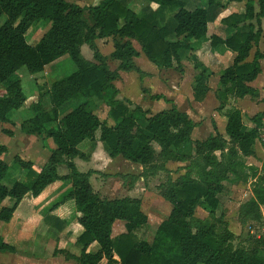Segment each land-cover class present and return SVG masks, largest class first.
<instances>
[{
	"label": "trees",
	"instance_id": "obj_1",
	"mask_svg": "<svg viewBox=\"0 0 264 264\" xmlns=\"http://www.w3.org/2000/svg\"><path fill=\"white\" fill-rule=\"evenodd\" d=\"M148 1L175 8V11L169 19L156 23L138 16L120 0H100L88 5L67 0H0V16L6 15L0 25V83L22 67L32 74L41 72L47 64L65 54L76 67L49 86H39L36 99L32 98L27 107L33 115L18 125L20 132L40 137L43 145L46 139L53 141L45 163L35 169L32 161L14 156L15 164L25 170L24 179L14 180L7 186L2 183L9 169L2 157L7 147L0 144V220L9 221L24 197H37L56 181H70L61 199L50 204L43 216L44 221L60 230L72 217L82 227L74 241L79 245L78 253L63 249L65 259H74L77 264H264V241L249 232L241 238L228 228L223 214L216 215L226 181L247 182L254 178L252 195L239 205L237 218L243 225L262 223L264 158L257 168L247 165L245 157L255 154L254 145L264 113L251 117L255 125L243 129L241 111L234 106L226 107V100L229 96L257 95V90L248 82L260 72L259 58L263 54L256 49L251 61L247 62L246 58L262 32L264 0H246L243 13H232L221 20L235 29L232 35L210 37L212 46L222 44L234 56L218 78L217 109L223 111L227 120L225 136L216 132L203 140L191 139L195 122L162 94L150 97L164 98L170 105L148 114L149 111L139 105L119 97L113 81L120 71L134 70L144 75L133 60L138 51L132 40L157 67L181 72L183 54L191 50L194 40L206 38L207 23L215 18L217 10L230 1L241 0H207L205 8L193 9H187L182 0ZM39 20L49 21L50 27L37 43L29 44L27 30ZM241 23L247 25V30L238 28ZM170 35L174 39H170ZM109 40L113 49L105 55L96 41ZM83 45L91 50V59L83 56ZM110 60L116 62L114 68L110 67ZM195 69L193 96L201 100L209 90L210 73ZM29 97L19 79L9 81L5 93L0 95V122L14 124V111ZM45 97L49 100L48 106ZM77 97L84 101L60 116L59 107ZM93 97H99L107 106L104 119L95 113ZM213 126L216 130L214 123ZM1 130L13 135L10 129ZM85 139L101 141L109 157L120 155L140 164V174L129 175L131 184L139 176L146 183L160 172L167 173L157 188L159 195L171 204V209L150 240L139 239L136 234L148 223L140 197L101 196L90 182L93 171L77 169L73 159L87 158L78 148ZM185 147H188L186 151ZM168 161L186 162L185 171L173 179L166 168ZM61 164L67 169L64 174L57 171ZM6 199L12 200L9 205L3 204ZM69 200L74 204L73 216L59 218L49 213ZM197 207L206 210L209 216L197 217ZM116 220L123 221L124 231L112 236ZM15 251V246L0 235V252Z\"/></svg>",
	"mask_w": 264,
	"mask_h": 264
},
{
	"label": "crops",
	"instance_id": "obj_2",
	"mask_svg": "<svg viewBox=\"0 0 264 264\" xmlns=\"http://www.w3.org/2000/svg\"><path fill=\"white\" fill-rule=\"evenodd\" d=\"M120 1L123 4H125V2L131 3L130 8L133 11H135L138 16L148 18L150 21L156 23H162L165 19H169L166 18V16H169L173 13V11L170 10L168 12L166 7L158 6L157 4L149 2L148 0H127V1L120 0ZM182 1L185 3V6L188 9H193L195 7L205 8L207 6V0H182ZM245 2L246 0L230 1L226 3L223 8L217 10L215 18L207 23L206 38L204 40H194L191 43V50L183 54L184 55L182 59L183 70L181 72L173 68H159L154 63L152 64L151 61L148 60V58L142 52L139 44L135 40H132L131 42L133 46L138 51V55L135 56L133 60L137 65V67L144 72V75L140 76L138 72L134 70L120 71L119 77L113 81L115 87L119 91V97L128 99L130 102L139 105L143 110L149 111L148 114H153L162 110L159 108H162L164 104L160 102L159 104H157L156 109H151L149 103H153V100H163L164 102L166 101L164 100V98L153 99L150 97V95L162 94L165 98H167L169 101L174 103L178 109L185 111L189 115V117L195 122L196 125L192 129L191 139L203 140L211 134L212 135L216 134V132L225 136V125L227 120L225 115H223V111L217 109V107L219 106V99L217 98V89L219 88L218 78L220 73L223 71V69H225L227 66H229L232 63L234 54L229 48L225 47L222 44H219L217 46H212L210 44V37L213 34L219 36L220 38H226L232 35L235 29L229 26L228 23H224L221 20L223 18H226L232 13H243L245 9ZM261 26H262V32L258 39V42L256 45H253V47L249 52L248 57L246 58L247 62L251 61L253 59L256 49L261 54H263V57L259 58L260 72L258 73L255 79L248 82L249 86L257 90V95L254 96V95L246 94L243 97H236V98L229 96L226 100V107L234 106L241 111L243 116V129H249L255 125V123L251 121V117L259 113H264V18L261 19ZM238 28L240 30H247V25L245 23H241ZM170 39H172V37ZM108 44L111 45L110 51H112L113 49L112 41L110 40ZM186 56H188V58ZM142 64L147 66V68L149 69L148 70L145 69V67ZM196 67L205 69L207 73H210L209 82H208L209 90L205 94L204 98L201 100H196L194 99L193 96V83H194V75L196 72L195 69ZM152 79L153 81H156V83L168 87L167 88L168 93L165 94L163 92H153L151 87L148 85V80H152ZM150 82L153 83L152 81ZM145 90L149 91V93L143 92ZM145 95L147 96V98H145ZM166 103L170 105V102L169 103L166 102ZM245 120H249L250 125L245 127L246 125ZM263 120L264 117L261 118L260 121L262 122ZM213 123L216 127V130L214 129ZM25 135L28 136L27 134ZM29 136H36V135H29ZM88 145L92 146V149L91 152L87 154V158H88L87 162L92 163L93 166H96V167L93 166L89 167L88 169L93 171L92 174L90 175L91 177L90 182L93 188H95L94 181L96 180V178L102 174L107 173L103 171L102 165L107 161H109L108 158L109 155L107 154V152H105V148L101 145V143L98 140L95 141L93 140V142H89ZM40 147L41 148L38 149L39 157L36 161L27 158L30 161H32L33 167L35 169H39L45 163V161L47 160L50 154L49 149L47 151L43 150V148H45L43 144L40 145ZM189 148L191 149L192 147ZM186 149H188V147ZM191 151H193V149H191ZM254 151L256 156L260 158V165L257 166L252 162L246 161V158L250 156L254 157L255 154L246 156L245 162L249 166L253 165L256 166L257 168H260L261 160L264 158V156L262 155L261 152V142L259 136L255 142ZM185 165L186 162L168 161L166 163V168L169 170L170 176L172 175L173 179H175L178 175L182 174L185 171V169L182 168ZM178 167L182 168L181 170L182 172L180 171V174L177 172ZM141 171H142V166L140 164H137L134 172L114 173L115 175L120 176L119 183L121 184V186L120 184H118L116 189L119 187L122 189L124 187L123 178L125 177H122V175L129 173L134 175H139ZM107 174L109 175L111 173H107ZM143 181H144L143 177L139 176L134 181V183L131 184L130 186L131 191L137 190L139 188L140 182ZM234 181L242 183V181H238V180H232L230 182H234ZM104 182L105 180L102 179L99 182V184L102 185L101 187L107 191H111L109 186L104 185L105 184ZM252 182H254V178H249L248 181L245 182V184H247L248 190H246L244 194L249 193L252 195V191L249 188L250 184L252 187ZM58 185L60 184H52L47 191H44L39 196L29 197L28 200H26V207H27L26 211L19 209L20 203L22 202L21 200L18 207L14 211L12 218L9 221L5 222V225L7 227L5 226L6 228L2 230L0 229V235L6 241H8L9 243L15 246L16 251L13 253H21L24 254L25 256L26 255L31 256L33 255L32 253L35 251L34 246L35 244H37V242L38 244H40L42 243V241L44 240L46 241V239H49V237H46L40 241L37 236V229L40 227V225H42L39 222L41 219L43 220V216L46 214L47 208L50 206V204H52V201L58 195V194H50ZM100 193L101 195L106 196L108 198H113L112 196L105 194V192H100ZM123 196L139 197L138 195L131 193ZM7 201L8 200L6 199L3 202V204H5ZM64 204H67V206L64 207L66 209H63L61 207ZM73 211H74L73 201L72 202L67 201V203H61L58 207L49 211V213L58 216L59 218H67V215H69ZM195 211H197V208ZM71 224L74 226L75 234L73 235V237L68 239L71 243H74L76 236L82 230V227L75 221V219L70 221V223L63 229L64 231L62 235L63 239L60 238V240H64V238L66 239L69 233L68 231H71L70 230L72 228ZM49 227L50 225L45 224L46 229H49ZM123 229H124L123 223L116 221L112 226V236L117 235L120 232H123L124 231ZM50 239L52 240V243L54 245L58 244V242L60 241V240L58 241L56 237H54L53 239L50 237ZM60 248L64 249V247H60ZM63 259L65 260L64 262H66L64 264H69L68 263L69 261H71L73 264H77L74 259H65L64 257ZM0 264H6V263L0 261ZM17 264H45V263H43L42 260L40 259H33V260L20 259L17 262Z\"/></svg>",
	"mask_w": 264,
	"mask_h": 264
},
{
	"label": "rangeland",
	"instance_id": "obj_3",
	"mask_svg": "<svg viewBox=\"0 0 264 264\" xmlns=\"http://www.w3.org/2000/svg\"><path fill=\"white\" fill-rule=\"evenodd\" d=\"M69 2H73V3H77L79 5H88V4H96L98 3L100 0H67ZM127 1V0H126ZM136 3V2H135ZM126 5H128L129 7H131V3L129 2H125ZM186 7V6H185ZM187 8V7H186ZM188 9V8H187ZM167 10L169 12L170 11H175V8H169L167 7ZM172 15V14H171ZM171 15L166 16V18H170ZM6 20V15L3 14L0 16V25ZM50 27V22L49 21H44V20H39L37 22H34L29 29L27 30L26 33V39L27 42L29 44H35L39 41V39L42 37V35L49 29ZM173 38V35H170L169 38ZM110 41V40H109ZM108 42H102V41H96L99 50L105 54L108 55L111 51V45L108 44ZM136 43V42H135ZM113 47V46H112ZM82 54L85 58L87 59H91L92 58V52L89 49V47L87 45H83L82 46ZM152 63V62H151ZM110 67L114 68L116 66V62L114 61H109ZM153 64V63H152ZM143 65V64H142ZM145 67V69H149L147 68V66L143 65ZM75 65L72 62V60L70 59V57L65 54L59 58H57L56 60H54L53 62L47 64L44 69L41 72L38 73H29L24 67L20 68L18 71H16L11 77H9L7 80H5L4 82L0 83V95L5 93V86L6 84L13 80V79H19L22 85V89L24 91V93L27 96H30L29 98H27V100L25 101V104L20 107L18 110L14 111L13 115H12V120L14 121V124H10V123H1L0 122V144H3L7 147V152L2 156L3 159L9 164V169L8 172L6 174V176L3 178L2 183L10 186L12 184V182L14 180H23L24 179V174H25V170H21L13 161L14 156L19 155L21 158H29L31 160L36 161L39 157L38 152L41 147L40 145L43 144V141L41 140L40 137L38 136H26L24 133L20 132L18 129V125L19 123L23 120L26 119L30 116L33 115V113L27 108L28 104L31 102L32 98L36 99V93H38V87L39 86H43L46 85L49 86L51 82L63 78L65 76H67L68 74H70L72 71L75 70ZM150 81H152L153 83H151ZM148 85L151 87V89L153 90V92H163L165 94L168 93L167 88L161 84L156 83V81L152 80H148ZM167 91V92H166ZM143 92L149 93V91L145 90ZM119 96V94H118ZM145 98H147V96L145 95ZM95 104L94 105V111L95 113L99 116L100 119H104L106 117V112H107V106L104 105V103L102 102V100L99 97H93ZM151 99V98H150ZM84 101V98L82 97H77L74 99H71L69 101H67L65 104H63L61 107H59V115L62 116L63 114H65L66 112H68L69 110H71L73 107H75L76 105H78L80 102ZM160 102H162L164 105L162 108L159 109H163L169 106V104H167L166 102H164L163 100H153V103H149L151 106V109H156L157 104H159ZM45 105L48 106L49 105V100L47 97H45ZM134 104V103H133ZM148 104V105H149ZM158 111V110H156ZM144 118H142V124ZM109 122H111V120H109ZM245 127L250 125L249 120H245ZM2 128H7L12 130L13 135L9 136L7 134H5L1 129ZM24 134V135H22ZM96 134H99V131H96ZM99 141V140H98ZM89 142H93V140H89V139H85L82 142H80L78 144V148L82 151H84L86 154L91 152L92 146H89L88 143ZM101 143V145L105 148V145L99 141ZM44 145L45 148H43V150L47 151L54 146V143L51 139H46L44 140ZM43 145V146H44ZM256 147V146H255ZM90 148V149H89ZM187 148V147H185ZM184 149V151H186L187 149ZM106 152V149H105ZM104 156V155H103ZM109 158V161H107L106 163H104L102 165L103 171L107 172V173H111V174H102L100 176H98L96 178V180L94 181V190L96 192H98V194L101 195L100 192H105V194H108L109 196L112 197H119V196H123V195H128V194H135L138 195L141 198V207L142 210L147 214L148 216V223L146 225H144L142 228L138 229V231L136 232L137 234V238L139 239H147L150 240L151 237L154 234V231L157 227V225L159 224V222L164 219L170 209H171V204L167 201H165L158 192V188H157V184L163 180H165L167 173L165 172H160L157 175L148 178V180L146 181V183L140 182L139 188L137 190H132L131 191V178L129 177V173L127 177L123 178L124 182H123V188L121 189L120 187L116 189V187L118 186V184H120V176L115 175L114 173L116 172H121V173H128V172H134L137 163L131 162L125 158H123L122 156H116L113 158ZM27 159V160H29ZM258 161H257V160ZM74 162L76 164V167L79 171H83L85 172L86 170L89 169V167H92L93 164L87 162V159H82L79 157H75ZM247 162H252L254 164H256L257 166L260 165V158L256 156H250L248 158H246ZM96 167V166H93ZM183 168V167H182ZM181 167L177 168V172L180 174V171L182 170ZM57 171L59 174H64L67 172V169L65 167V165L61 164L58 166ZM182 172V171H181ZM92 174V173H91ZM171 177L173 178V176L171 175ZM102 180H105V184L109 186V188L111 189V191H107L104 188H102L101 184H99V182ZM91 180V177H90ZM156 183V184H155ZM53 184H60L57 187H55V189L52 191V193L50 194H58L56 196V198L52 201V204L56 201H59L61 199V196L63 195V191L68 188L70 186V181H56ZM121 186V184H120ZM50 188V186L46 187V190ZM115 188V189H114ZM247 184H245V182L239 183V182H225V188L223 190V192L220 194V205L216 210V215L219 214H223L224 216V220H226V222L228 223V228L234 233L239 235L241 238H244L247 236L248 232L251 234H254L255 236L258 234V225L257 222H249V224H240V222L238 221L237 218V207H239V205L246 200V198H248L251 194H244V192L247 189ZM249 188L251 190V184L249 185ZM103 196V195H101ZM106 197V196H105ZM8 201L5 204H10L11 203V199H7ZM26 200H28V196L24 197L22 202L20 203L19 209L20 210H27L26 207ZM72 202V200H69ZM64 203H67L64 202ZM67 204H64L63 206H61L63 209H66L64 207H66ZM69 214V213H68ZM74 212L70 213L69 216H73ZM195 215L197 217L200 218H204V217H208V212L200 207H197V211H195ZM74 219V217H72ZM71 219V218H70ZM72 219V220H73ZM71 220V221H72ZM117 222H121L123 223V221H119L116 220ZM115 221V222H116ZM114 222V223H115ZM40 227L37 229V236L39 238V240H43L46 237H49V239H46V241H42V243L35 244L34 246V252L32 253L33 255L28 256V255H24L21 253H11V252H0V261L6 263V264H17V262L20 259H27V260H33V259H40L42 260L43 263L47 264H64L66 262H64L65 260L63 259L64 255L61 253V250H63V248L60 247H64V250L69 252H74V253H78L79 251V245L75 244V243H71L69 241L68 238L73 237V235L75 234L74 232V226L71 224V231H68V235L66 237V239L64 238V240H60L63 239L62 235H63V229H58L55 225L47 223L44 220H40L39 222ZM45 224L46 225H50L49 229L45 228ZM5 222L0 220V229H4L5 227ZM124 228V226H123ZM124 230V229H123ZM67 232V231H66ZM50 237L53 239L54 237H56V239L59 241L58 244L54 245L52 243V240L50 239ZM257 237V236H256ZM238 240L236 239L235 242H237ZM20 242V241H19ZM18 242V243H19ZM21 243V242H20ZM18 246V244H17ZM94 248V247H92ZM29 249V248H28ZM27 250V249H26ZM63 256V257H62ZM69 264H73L71 261L68 262ZM198 264H202V263H198Z\"/></svg>",
	"mask_w": 264,
	"mask_h": 264
},
{
	"label": "built area",
	"instance_id": "obj_4",
	"mask_svg": "<svg viewBox=\"0 0 264 264\" xmlns=\"http://www.w3.org/2000/svg\"><path fill=\"white\" fill-rule=\"evenodd\" d=\"M259 138L261 142V152L262 155L264 156V120L261 122L259 128ZM258 234L256 235L258 238H261L264 241V214L262 218V223L258 225Z\"/></svg>",
	"mask_w": 264,
	"mask_h": 264
}]
</instances>
